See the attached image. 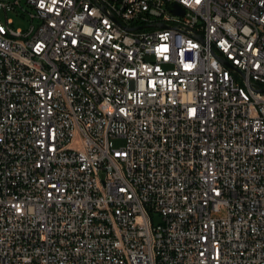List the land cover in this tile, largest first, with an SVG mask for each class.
Here are the masks:
<instances>
[{
	"label": "built area",
	"instance_id": "1",
	"mask_svg": "<svg viewBox=\"0 0 264 264\" xmlns=\"http://www.w3.org/2000/svg\"><path fill=\"white\" fill-rule=\"evenodd\" d=\"M27 5L0 20V264H264V0Z\"/></svg>",
	"mask_w": 264,
	"mask_h": 264
},
{
	"label": "rangeland",
	"instance_id": "2",
	"mask_svg": "<svg viewBox=\"0 0 264 264\" xmlns=\"http://www.w3.org/2000/svg\"><path fill=\"white\" fill-rule=\"evenodd\" d=\"M5 1H15V0H5ZM21 6H19L18 10H10L8 12H5L4 10L0 11V20L2 23L7 25V19L12 20L11 27L15 29H27L31 25V20L29 18V11L32 9L27 5V0H20ZM25 9L27 11H25ZM21 12H25V16L21 14ZM124 141L123 139H114V144L116 146L123 145ZM157 220V218H156Z\"/></svg>",
	"mask_w": 264,
	"mask_h": 264
},
{
	"label": "water",
	"instance_id": "3",
	"mask_svg": "<svg viewBox=\"0 0 264 264\" xmlns=\"http://www.w3.org/2000/svg\"><path fill=\"white\" fill-rule=\"evenodd\" d=\"M177 9H174L175 12H181L183 14V10H181V8L179 6H176Z\"/></svg>",
	"mask_w": 264,
	"mask_h": 264
}]
</instances>
